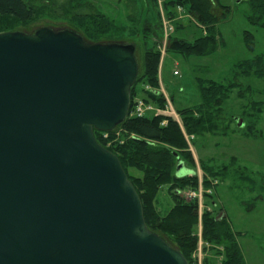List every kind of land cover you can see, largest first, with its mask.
Masks as SVG:
<instances>
[{"label":"water","instance_id":"water-1","mask_svg":"<svg viewBox=\"0 0 264 264\" xmlns=\"http://www.w3.org/2000/svg\"><path fill=\"white\" fill-rule=\"evenodd\" d=\"M139 72L134 43L0 32V264H190L95 135L126 120Z\"/></svg>","mask_w":264,"mask_h":264},{"label":"rangeland","instance_id":"rangeland-1","mask_svg":"<svg viewBox=\"0 0 264 264\" xmlns=\"http://www.w3.org/2000/svg\"><path fill=\"white\" fill-rule=\"evenodd\" d=\"M30 1L40 9L36 16L27 22L14 21L5 31L34 33L47 26L55 30H75L90 43L118 41L136 45L139 76L142 78L134 85V90L138 91L132 96L133 109L140 100H144L147 106H152L145 114L163 115L162 124H167L169 117L176 120L183 128L189 143L188 151L192 153L184 154L181 149H174L179 154L174 173L184 178H197V185L193 187L190 183L180 187L179 184H166L155 197L156 209L163 217L180 201L199 206V220L193 230L198 236V246L190 253V264H219L225 257L223 244H212L204 237L205 211L213 215L224 212L236 231L245 232L237 237L247 264H264V78L242 65L245 59L264 51V28L250 23V0H219L228 8L224 9L225 15L216 23L218 47L205 56H188L167 50L171 36L172 40H195L206 33V26L197 22L183 7H179L176 18L170 19L163 0H158V8L154 0H91L112 24L107 34L95 39L89 38L88 28L99 31L98 23H92L96 20L88 17L74 19L70 15L55 13L51 8L52 0ZM159 8L164 23L163 39L159 45L162 58L159 65L160 85L154 87L146 80L143 82V67L146 53L153 46V38L147 33L154 31L146 29V26L148 22L154 24L158 21ZM248 30L255 35V50L248 47ZM175 70L179 73H174ZM197 77L234 86L222 102L221 114L215 116L214 124L209 123L207 129L198 134H190L185 130L178 107L193 106L201 100ZM152 91L165 96L166 105L159 107L143 98L149 97ZM133 109L130 106L128 117L135 115ZM133 134L119 124L113 133L104 132V138L108 140L106 147L122 143ZM129 170L134 176L143 175L134 166ZM208 179L210 183H206ZM174 244L177 247L178 242L174 241Z\"/></svg>","mask_w":264,"mask_h":264},{"label":"trees","instance_id":"trees-1","mask_svg":"<svg viewBox=\"0 0 264 264\" xmlns=\"http://www.w3.org/2000/svg\"><path fill=\"white\" fill-rule=\"evenodd\" d=\"M158 2V0H154L157 8ZM51 3L52 11L60 15H70L74 19L88 17L91 20H96L92 23H98L99 31L88 28L89 38H99L107 34L112 27V24L95 8L91 0H52ZM250 3L252 4L250 23L264 28V0H250ZM163 7L170 19L176 18L179 15V7H183L197 19V22L206 26V33L198 36L195 40L184 38L172 40L173 36H171L167 50L171 49L188 56H205L215 52L219 44L216 23L225 15L226 10L224 9L228 8L226 5L221 4L219 0H163ZM38 10H40L39 7L30 0H0L1 32L10 29L9 27L13 25L12 22L14 21L27 22L33 19ZM157 13L158 21L154 24L148 22L146 26V29L151 28L154 31L150 34L147 33L153 38V46L146 53L143 67V82L146 80L154 87L160 85L159 65L162 57L159 45L163 39L164 25L160 8L157 9ZM246 36L248 37L249 49L255 50L254 33L248 30ZM242 65L249 71L255 70L260 77L264 78V51L245 59ZM141 78L142 76H139L137 80ZM197 82L199 83L201 100L193 106L178 107L182 114L185 130L190 134H198L207 129L209 123L214 124L215 116L221 114L222 102L234 86L233 84L225 85L213 79L199 77H197ZM134 85L132 87L133 97L138 91V89L134 90L136 88ZM156 93L152 91L149 93V97L143 98L148 103H154L159 107L166 105L165 96ZM131 103L132 110L134 100ZM163 118V115H151L149 113L128 117L120 125H124L134 134L127 137L124 142L111 144L108 148L118 154L128 176L136 186L143 202L148 226L164 236L172 245L176 246L174 241L178 242L177 247L190 260V253L198 246V236L194 234L193 230L199 220V206L196 203L180 201L163 217L155 205L156 194L164 185L179 184L180 187H185L191 183L194 187L198 182L197 178H184L174 173L175 162L179 156L174 149L179 148L184 154L190 155L192 153L188 151L189 143L182 126L171 117L168 118L167 124H162ZM114 130L107 133L111 134ZM104 132L95 129L98 141L107 146L108 140L104 138ZM156 141L160 143H156ZM192 160L193 158L190 157V161ZM132 166L139 168L143 175H132L129 170ZM206 183H210V180H206ZM214 204L217 205V202L214 201ZM218 215L205 211L203 222L204 237L212 244L225 246V257L219 264H247L237 237L239 233L245 232L236 231L228 221L227 215L217 218ZM206 264L213 263L206 262Z\"/></svg>","mask_w":264,"mask_h":264},{"label":"built area","instance_id":"built-area-1","mask_svg":"<svg viewBox=\"0 0 264 264\" xmlns=\"http://www.w3.org/2000/svg\"><path fill=\"white\" fill-rule=\"evenodd\" d=\"M166 39V38H165ZM174 73H179V71L178 70H175V72ZM168 98V97H167ZM168 101L171 103V101H170V99L168 98ZM147 103L144 101V100H140V102L138 103V106L135 108V109H133V113L135 114V115H137V116H140V115H143V114H145V112L147 111V109H149V108H152V106H147L146 105ZM160 112V110L158 111V113Z\"/></svg>","mask_w":264,"mask_h":264}]
</instances>
